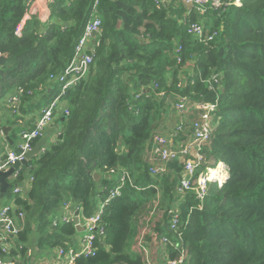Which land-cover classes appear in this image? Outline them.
I'll return each instance as SVG.
<instances>
[{
	"label": "trees",
	"instance_id": "obj_1",
	"mask_svg": "<svg viewBox=\"0 0 264 264\" xmlns=\"http://www.w3.org/2000/svg\"><path fill=\"white\" fill-rule=\"evenodd\" d=\"M95 1L53 0L48 24L33 17L18 37L27 0H0V101L21 87L22 103L29 104L23 115L35 116L52 103L59 91L49 77L70 63ZM214 1L188 13L181 0L159 7L155 0H99L103 27L91 72L64 98L69 115L57 121V140L23 167L34 182L27 201L18 199L26 213L19 244L51 252L74 247V225L52 223L70 202L81 216L95 215L119 185L122 169L129 179L106 208L105 237L97 239L94 256L76 264H144L142 237L153 251L152 238L178 243L166 227L182 165L171 162L156 177L143 157L154 125L168 111L166 97L179 96L192 103L218 100L221 122L205 155L212 168L223 163L229 171L221 187L209 184L203 203L194 193L183 202L187 264H264V0H243L240 7L220 0L219 9ZM186 18L216 33L214 40L200 44L188 34ZM186 64H194L196 76L181 88L177 80L188 74ZM214 77L221 95L205 85ZM17 254L25 255L23 249ZM169 255L175 259L178 252L169 248Z\"/></svg>",
	"mask_w": 264,
	"mask_h": 264
},
{
	"label": "built area",
	"instance_id": "obj_2",
	"mask_svg": "<svg viewBox=\"0 0 264 264\" xmlns=\"http://www.w3.org/2000/svg\"><path fill=\"white\" fill-rule=\"evenodd\" d=\"M38 1L39 0H27L28 11L16 30V35L18 37H22L26 24L31 21L33 17H37L43 25L48 24L51 16L49 12L46 16L41 15L38 10L34 12ZM168 1L170 0H155V3L159 7ZM181 1L188 13H190L191 9L196 5L201 7L207 2V0ZM231 4L232 3H227V5ZM221 5L222 1H214V6L216 8L219 9ZM98 6L99 0H96L91 18L85 26L83 35L76 46L74 55L68 66L61 73L49 77V82H51V84L60 87L59 94L48 107L41 110L35 121L34 129L26 128L21 118V106L25 90L19 87L14 94L8 98L7 104L9 105L10 112L14 117L20 118L19 123L23 128L19 132L16 147L14 149L6 148L0 153V172L6 173L17 165V163L26 161L28 153L35 147V142L41 140L45 136L47 130L54 125L57 119L69 115V109L64 98L70 90L77 88L81 82L88 77L95 62L96 48L99 46V37L103 27V21L98 11ZM199 10H201V8H199ZM186 16H189V14ZM185 23L188 26V34L194 37L200 44L209 45L217 35L216 33L207 31L205 26L200 22L190 23L186 18ZM181 48L182 47L178 48L179 51L177 54L181 51ZM178 60L181 61V58L178 57L177 61ZM213 81V84L217 82L216 84H218V86L220 85L217 77H214ZM180 86L183 88L188 85L183 83L179 85V87ZM39 89L41 90L42 86ZM28 94L32 95V92ZM141 97L142 93H138L137 99ZM176 97L182 102V104L178 105L177 110L184 114L188 106L186 102L190 101V99L186 97ZM184 105H186V108ZM193 108L198 113V117L193 123L188 124L189 132L187 139H184L185 137L181 138V133L185 129V126L182 124L173 131L171 137L164 136L161 133L153 134V138L149 143V150L147 152H151V158L148 164L152 176L158 177L164 175L167 170V165L171 162L180 163L182 165V171L180 174V184L177 187L179 201L175 202V207L169 210V219L167 220L166 227L177 236L178 243L163 236L160 240V247L163 255H161L160 259L156 260L155 257L158 254L156 252L152 253L151 249L147 248L141 236L142 238L139 246L145 254L144 264L188 263L189 254L188 251L183 248L185 236L182 230L187 226L188 220L183 226L181 207L189 193H194L196 199L202 203L207 197L205 188L201 185V183L203 185L205 184L210 174L209 172L207 175V171L203 172V167L207 163L205 151L211 145L214 134L218 129V124L221 122V117L218 115V100L215 103H208L205 101L193 103ZM58 135L57 133V136ZM56 140L57 137L54 141ZM23 167L24 165L21 164L7 180V182L12 185V188L8 191L4 199H1L0 192V264H17L9 259H5V257H8L13 251L19 253V250L23 249L25 262L27 259L30 260L34 255L33 245L24 243L19 244L18 242L19 235L23 232L26 225V213L23 206L18 203V199H22L23 202L27 201V196L34 182V178L32 174H30L31 170L27 171ZM208 168L211 169V166ZM203 173L206 174L205 180H201ZM128 177L129 173L126 169H122L119 185L110 191V197L106 201L100 202L98 212L91 217L81 216V211L72 202L64 205L63 214L59 219L54 220L52 223L53 227L56 228L60 224H74L75 213L79 212L80 225L85 235L82 240L81 249L78 251L70 245L58 247L55 251V260L51 264H76L77 259L80 257H91L96 254L97 239H104L105 237V229L102 225V221L106 208L114 199L121 196L126 181L129 179ZM9 198L8 204L2 205V201ZM192 210L193 208L191 211ZM169 248L178 252L175 259L169 258ZM17 256L19 259L20 255L17 254Z\"/></svg>",
	"mask_w": 264,
	"mask_h": 264
},
{
	"label": "rangeland",
	"instance_id": "obj_3",
	"mask_svg": "<svg viewBox=\"0 0 264 264\" xmlns=\"http://www.w3.org/2000/svg\"><path fill=\"white\" fill-rule=\"evenodd\" d=\"M242 4H243V0H232V5H236V6L240 7V6H242ZM197 12L199 13V11H197ZM184 16H186V15H184ZM207 31H210V30L207 28ZM178 51H179V49L176 52H178ZM177 62L180 63L181 61L178 60ZM185 66L188 68L187 72H186L188 74L181 75L178 78L179 80H177V82H178L179 85L183 84V83H185L187 85H190V83L195 79V76H196L195 71L193 70L194 64H186ZM189 80L191 82H189ZM211 80H212V78L209 79V80H206L205 85L208 87V89L211 92H215V90H216V93L218 92V95H221L224 92L223 86L222 85L218 86V84H216L217 82L213 84ZM219 83H220V81H219ZM216 86H218V87H216ZM55 87L58 88V91L60 90L59 86L55 85ZM156 87H158V86H156ZM186 103L188 104L187 110L183 114V113H181V112H179L177 110L178 105L182 104V102H180V100L177 97L167 96L166 99H165V106L167 107L168 111L167 112H163L165 114L162 116V119L158 122V125L157 126H156V124L154 125V127H155V133L154 134L162 133L164 136L171 137V134L173 133V131L176 130L179 126H181L183 124L185 126V129L181 133V138L185 137L184 139H187L188 132H189L188 124L193 123L197 119L198 113L193 108V103L191 101H187ZM184 107L186 108V105H184ZM161 122H163V123L167 122L169 127L168 128L163 127V123L160 126ZM219 125H220V123L218 124V127H219ZM152 138H153V136L151 137V139ZM151 139H150V141H151ZM143 158L148 163V161L151 158V152L150 153L146 152ZM205 165L212 166V165H214V161L213 160H207V163ZM219 165L220 164H216L215 165L216 168L215 167L214 168L217 169V167ZM214 168H212V167H211V169L208 168L206 174L208 175L209 172H211L210 170H212ZM206 174L203 173V176H202L201 180H205L206 179ZM222 174L224 175L223 182H226L229 179L228 167L225 166V168L223 169V173ZM203 177H205V178H203ZM210 183H217L219 187L222 186L221 181L218 178L210 179V177H209V179L206 180L204 185L201 183V185L205 188L206 195H208V193H209V189H210L209 184ZM9 196H10V194H9ZM9 200H10V198L3 200L2 201V205L8 204ZM177 201H179V200H176V202ZM84 235H85L84 232L78 233V235H77V241H76L77 247L76 246L73 247V248H76L77 251L81 249L82 240H83ZM160 242L161 241H159V240L156 241L154 238L151 239L150 243H152V247L156 248L155 251H153L151 249L152 253H155L156 251H159V249L161 250V248H159V246L161 245ZM147 248H148V246H147ZM160 258H161V254L159 252V254L155 257V259L158 260Z\"/></svg>",
	"mask_w": 264,
	"mask_h": 264
},
{
	"label": "crops",
	"instance_id": "obj_4",
	"mask_svg": "<svg viewBox=\"0 0 264 264\" xmlns=\"http://www.w3.org/2000/svg\"><path fill=\"white\" fill-rule=\"evenodd\" d=\"M53 3V0H39L34 12H40L41 15L46 16L49 12L50 15H52L51 13V9H50V5ZM41 5V6H40ZM51 18V16H50ZM53 87H55V85H53ZM15 91H12L10 93H7L5 97H3L0 101V123L2 124L1 127L3 128H10V131L8 133V136L6 135V133L2 130V134H1V138L0 139V153L3 152L6 148L8 149H14L18 143V135L19 132L22 130L23 126L19 123L20 118L18 117H14L11 112H10V108L9 105L7 104V100L10 96H12L14 94ZM34 96V95H33ZM23 102V101H22ZM37 103V101H35ZM34 103V102H33ZM29 105V104H28ZM27 104L22 103V111L24 110L25 112L29 111V107ZM39 113H35V116L30 115L29 114H22V120L24 121V126L28 129H31L32 127H35V121L37 120ZM59 119H57L54 123L53 126H51L50 129L47 130V132L45 133V135H49L50 141H54V139L57 137V133H59V129L60 126L59 124H57V121ZM31 127V128H30ZM163 127L168 128V123L164 122L163 123ZM162 134V133H161ZM223 164V163H222ZM53 226V225H52ZM78 233H81L78 231ZM77 236L75 237V244L74 247H77ZM33 242L36 244L35 240H33ZM34 247V255L30 260H26L23 256H20V258L18 259V256H14L13 253H16V251H13L8 257H5L6 260H11L14 263L17 264H51L54 262L56 254H55V250L51 251H47V250H38L37 247L35 245H33ZM76 250V248H74ZM160 254H162V250H159Z\"/></svg>",
	"mask_w": 264,
	"mask_h": 264
},
{
	"label": "water",
	"instance_id": "obj_5",
	"mask_svg": "<svg viewBox=\"0 0 264 264\" xmlns=\"http://www.w3.org/2000/svg\"><path fill=\"white\" fill-rule=\"evenodd\" d=\"M3 131L8 136V133L10 131V128H3ZM49 135H45L33 148L32 151H30L27 155V160L23 163H17L11 170H9L6 173L0 172V192H1V199H4L8 193V191L12 188V185H10L7 180L13 175L16 169L20 167V165L28 166L29 161H31L34 157L40 156L44 153V151L49 147ZM94 179L99 182L101 180V176L97 173L94 174ZM102 188V186H100ZM74 226L79 232H83V228L80 225V218H79V212L75 213V219H74Z\"/></svg>",
	"mask_w": 264,
	"mask_h": 264
},
{
	"label": "bare ground",
	"instance_id": "obj_6",
	"mask_svg": "<svg viewBox=\"0 0 264 264\" xmlns=\"http://www.w3.org/2000/svg\"><path fill=\"white\" fill-rule=\"evenodd\" d=\"M224 168H225V166L222 163H220V165L217 167V169H212L210 174H209L210 179L218 178L222 184L223 180H224V175L222 174Z\"/></svg>",
	"mask_w": 264,
	"mask_h": 264
},
{
	"label": "flooded vegetation",
	"instance_id": "obj_7",
	"mask_svg": "<svg viewBox=\"0 0 264 264\" xmlns=\"http://www.w3.org/2000/svg\"><path fill=\"white\" fill-rule=\"evenodd\" d=\"M225 183H226V182H223L222 185L225 184ZM74 219H75V218H74Z\"/></svg>",
	"mask_w": 264,
	"mask_h": 264
},
{
	"label": "clouds",
	"instance_id": "obj_8",
	"mask_svg": "<svg viewBox=\"0 0 264 264\" xmlns=\"http://www.w3.org/2000/svg\"><path fill=\"white\" fill-rule=\"evenodd\" d=\"M220 164V163H219ZM224 165V164H223ZM215 169V168H214Z\"/></svg>",
	"mask_w": 264,
	"mask_h": 264
}]
</instances>
